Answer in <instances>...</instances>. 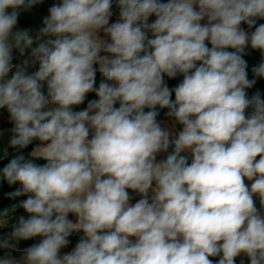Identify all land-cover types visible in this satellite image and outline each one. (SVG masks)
<instances>
[{"label": "clouds", "instance_id": "1", "mask_svg": "<svg viewBox=\"0 0 264 264\" xmlns=\"http://www.w3.org/2000/svg\"><path fill=\"white\" fill-rule=\"evenodd\" d=\"M42 3L0 0V264H264V0H58L18 27Z\"/></svg>", "mask_w": 264, "mask_h": 264}, {"label": "trees", "instance_id": "2", "mask_svg": "<svg viewBox=\"0 0 264 264\" xmlns=\"http://www.w3.org/2000/svg\"><path fill=\"white\" fill-rule=\"evenodd\" d=\"M56 2H58V0H43L42 4H38V5L34 6L30 11H28V12L22 11L21 15L19 17L18 25L23 27V28H26V27L31 26L34 23H37L41 27L43 17L48 14V11H47L48 8L53 3H56ZM113 11H114V15L117 17L118 16V10L115 8V5L113 8ZM260 22H264V21H260ZM245 58L247 59L248 64H249V69H248L249 78H252L251 67L254 65H257V64L253 63L251 61V59L248 57V55ZM180 79H182V77H178L175 80L169 81V86L170 87L175 86V84L178 83ZM99 82H100V77H99V74L97 73V85L99 84ZM256 89H259L261 91L262 95H264V80H258L257 84L254 86L253 89L249 90V92L250 93L254 92ZM93 96H94V94H90V98H93ZM80 107H84V106H80ZM164 111H166V110L161 111V116L158 117V119H160V120L166 119V117L163 114ZM2 166H3L2 163H0V167H2ZM15 187H18V185L12 186L10 188L6 184V182H0V208L10 206L12 203H16V201L9 200L5 195L7 192L14 190ZM132 195L136 199H138V197H136L134 193ZM18 199H23V198H18ZM21 211H23V210L18 209L17 213L21 212ZM2 252H4V250H0V253H2Z\"/></svg>", "mask_w": 264, "mask_h": 264}, {"label": "crops", "instance_id": "3", "mask_svg": "<svg viewBox=\"0 0 264 264\" xmlns=\"http://www.w3.org/2000/svg\"><path fill=\"white\" fill-rule=\"evenodd\" d=\"M116 18L117 17L114 15L113 16V20H115ZM18 27L23 28V27H21L19 25H18ZM39 27L40 26L37 23H34L31 26L26 27V28L27 29H31L33 32H35V31H37L39 29ZM248 52H249L248 57L251 59V61L253 63H255V64L260 63L261 56H260L259 52L252 51L251 49H249ZM14 55L16 57L14 62H18L21 59L26 58V57H24V58L19 57L18 53H14ZM32 70H35V69L32 68ZM161 121H166V119H163ZM10 127H11V125L8 123L6 117H0V128L5 130V135L3 137H0V148H3L4 146L7 145V141H8V138H9L8 133H7V129L10 128ZM257 205H258V202H257ZM21 214H24L23 211L16 213L17 216H19ZM10 231H11V227L9 226V228H7V229L0 230V234L6 233V232H10ZM79 235L80 234H74L72 237H70V239L72 240V245H70L69 248L71 246H74L75 242L79 239ZM34 242H36V241H28V242H23L22 241V242H20L19 247L23 248V247L29 246L31 243H34ZM66 250H68V249H66ZM3 254H4V252L0 253V256H2ZM12 255L18 257L20 255V253L14 252V253H12ZM239 259L240 258H238V260H237V264H239ZM245 264H247L246 258H245Z\"/></svg>", "mask_w": 264, "mask_h": 264}, {"label": "built area", "instance_id": "4", "mask_svg": "<svg viewBox=\"0 0 264 264\" xmlns=\"http://www.w3.org/2000/svg\"><path fill=\"white\" fill-rule=\"evenodd\" d=\"M26 58H27V57H26ZM21 60H22V59H21ZM21 60H20V61H18V62H16V63H19V62H21ZM29 71H30V72H31V71H33V70H32V68H30V69H29ZM98 74H99V73H98ZM99 77H100V75H99ZM100 79H101V78H100Z\"/></svg>", "mask_w": 264, "mask_h": 264}]
</instances>
